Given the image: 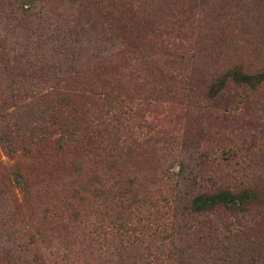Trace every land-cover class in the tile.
<instances>
[{"label": "rangeland", "instance_id": "1", "mask_svg": "<svg viewBox=\"0 0 264 264\" xmlns=\"http://www.w3.org/2000/svg\"><path fill=\"white\" fill-rule=\"evenodd\" d=\"M132 3L139 19L131 28L126 24L124 46L102 69L103 75L117 77L120 94L139 114L133 125L139 131L138 144L119 164L127 173L124 184L128 187V180H134L131 193L161 194L168 201L160 204L151 198L128 219L138 230L150 227L136 234L138 243L121 249L115 248L116 239L107 238L99 248L89 250L84 264H156L157 251L169 252L170 225L190 220L202 226L208 219L207 232L222 245L194 246L180 264H264V206L252 207L244 218L223 209L187 218L183 206L172 203L176 190L182 189L180 174L192 176L190 189L195 192L256 186L264 202V81L254 89L229 81L216 95L206 93L211 80L233 65L249 73L264 70V0ZM66 5L67 0H0V204L4 205L0 208L5 212L12 211L13 198H21L15 184L3 187L13 166L35 184L45 180L43 167L46 173L51 168L47 163H31L21 148L33 146L40 136L55 137L61 114L72 103L62 95V79L69 68L64 67L62 77L55 57L44 69L36 66L55 52L50 31L42 28V11L49 7L51 13L67 14ZM14 11L30 16L19 19L18 14L10 21L6 17L10 13L14 17ZM51 13L47 16L53 17ZM162 47L170 55L163 54ZM129 48L134 57L143 59L136 64L129 61ZM41 185L49 189L45 182ZM37 198L44 200L40 192ZM39 202L31 201L28 210L16 217L27 219L31 214L35 219ZM104 212L103 222L109 226L110 209ZM154 221L161 223L156 231L151 226ZM235 234L242 240L256 239L257 252L245 251L238 260L233 258ZM172 239L179 245L193 240H180L177 235ZM72 264L83 262L75 254Z\"/></svg>", "mask_w": 264, "mask_h": 264}, {"label": "trees", "instance_id": "2", "mask_svg": "<svg viewBox=\"0 0 264 264\" xmlns=\"http://www.w3.org/2000/svg\"><path fill=\"white\" fill-rule=\"evenodd\" d=\"M66 6L70 13H51L49 7L43 9L42 28L50 31L49 42L55 46V52L36 66L38 70L44 69L55 57L57 72L62 77L66 72L64 67L69 68L67 77L62 79V83L65 82L62 95L72 103L61 114L55 137L40 136L33 146L21 148V153L30 158L31 163L51 165L47 173L43 167L45 180L35 184L13 166L9 180L3 183L4 189L15 184L21 198L19 201L13 198L12 211L5 212L0 208V264H72L75 254L84 264V256L89 250L99 248L107 238L116 239L114 246L121 249L138 243L140 239L136 234L142 235L150 227L147 226V231L144 227L138 230L128 219L135 215L141 203H148L151 198L160 204L168 201L161 194L137 197L129 189L134 180H128V187L124 184L122 177L126 171L121 169L119 160L138 144L139 131L133 125H137L135 118L139 114L120 94L122 87L117 77L103 75L102 70L110 63L107 59L116 58L124 46L126 24L131 28L132 22L138 21L137 5L134 7L132 0H67ZM16 12L14 17L10 13L6 18L12 21L18 19V14L19 19L30 16L23 11H18L17 15ZM48 13L53 17H48ZM161 49L163 54L170 55L163 47ZM128 53V60L135 64L137 59H143L142 55L134 57L132 48ZM229 81L254 89L264 81V70L249 73L233 65L211 80L207 95H216ZM127 102H131L130 96ZM179 179L182 189L176 190L172 203L182 205L183 215L187 218L191 214L219 209L244 218L250 216L252 207L264 206L256 186L195 192L190 189L192 176L180 174ZM42 182L49 189L43 187ZM39 192L44 196L41 202L37 198ZM31 201L42 204L38 216L33 219L29 214L27 219H18L16 215L28 210ZM0 207L4 205L0 204ZM106 207L111 212L109 226L103 222ZM206 222L199 226L190 220H181L182 224L170 225L167 234L171 235L169 252L157 251L153 255L154 263L180 264L184 253L194 246L222 245L215 234L207 232L211 220ZM160 224L151 222L153 231ZM172 235H177L180 240H193L179 245ZM242 239L235 234L232 241L233 258L237 260L245 251L257 252L256 239Z\"/></svg>", "mask_w": 264, "mask_h": 264}]
</instances>
